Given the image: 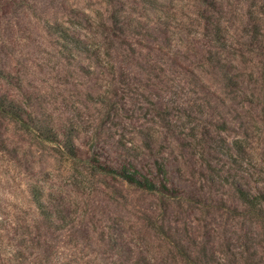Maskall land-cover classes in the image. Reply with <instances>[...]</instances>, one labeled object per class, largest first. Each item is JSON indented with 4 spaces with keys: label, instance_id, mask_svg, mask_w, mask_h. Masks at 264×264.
<instances>
[{
    "label": "rangeland",
    "instance_id": "rangeland-1",
    "mask_svg": "<svg viewBox=\"0 0 264 264\" xmlns=\"http://www.w3.org/2000/svg\"><path fill=\"white\" fill-rule=\"evenodd\" d=\"M123 162L159 191L98 169ZM242 194L264 197V0H0V264H264Z\"/></svg>",
    "mask_w": 264,
    "mask_h": 264
},
{
    "label": "trees",
    "instance_id": "trees-1",
    "mask_svg": "<svg viewBox=\"0 0 264 264\" xmlns=\"http://www.w3.org/2000/svg\"><path fill=\"white\" fill-rule=\"evenodd\" d=\"M6 108L9 113L13 115L17 114V110L13 106H9ZM48 133H50V131H48ZM71 137L72 136H68V138H71ZM46 140L49 142H54L56 139L54 136L51 137L50 135H48ZM67 147H68L67 150L70 154L69 156L75 157L76 154L74 151V145L69 144L67 145ZM161 166L162 165H159V167L157 168V173L155 174V176H149V177L143 173H140L139 169H137L136 167H133L131 164H126L124 162L119 167H116V169H111L108 166H99L98 169L104 172L105 174H108V175L111 174V175H115L119 177L121 180H123L128 185H133L137 188H140L146 191L156 192V191H159L157 185L155 184V181H157L156 177L160 176L161 181L165 179L163 167ZM160 186H161V191L167 192V189L165 188V185L163 183H160ZM263 198H264L263 196L249 197L243 194L240 196V199L246 202L247 207H249L250 209L258 207V204L263 200Z\"/></svg>",
    "mask_w": 264,
    "mask_h": 264
}]
</instances>
